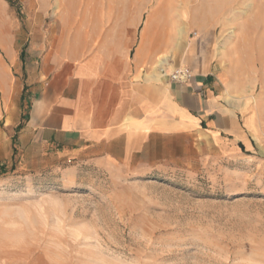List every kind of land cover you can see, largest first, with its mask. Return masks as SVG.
<instances>
[{
	"label": "rangeland",
	"instance_id": "1",
	"mask_svg": "<svg viewBox=\"0 0 264 264\" xmlns=\"http://www.w3.org/2000/svg\"><path fill=\"white\" fill-rule=\"evenodd\" d=\"M201 1L0 0V264H264V153L196 144L160 150L142 170L104 169L18 144L30 101L19 99L23 64L30 41L45 35L64 37L38 46L84 53L111 36L113 53L131 63L141 45L143 68L161 70L167 58L161 73L170 74L189 68L190 42H223L232 30L237 84L257 95L264 0H217L208 10Z\"/></svg>",
	"mask_w": 264,
	"mask_h": 264
},
{
	"label": "crops",
	"instance_id": "2",
	"mask_svg": "<svg viewBox=\"0 0 264 264\" xmlns=\"http://www.w3.org/2000/svg\"><path fill=\"white\" fill-rule=\"evenodd\" d=\"M216 1L203 0L199 7L211 9ZM233 35L231 30L223 42L211 37L190 42L185 62L191 75L185 81L173 80L163 69L143 68L141 45L132 63L125 53H113L111 36L85 53L78 44H36L57 43L64 36L30 41L19 97L27 94L30 101L19 147L54 150L56 156L104 169L133 164L142 170L159 161L160 150H191L196 144L263 154L264 66L257 95L239 86ZM7 89L8 82L2 90L9 106Z\"/></svg>",
	"mask_w": 264,
	"mask_h": 264
},
{
	"label": "built area",
	"instance_id": "3",
	"mask_svg": "<svg viewBox=\"0 0 264 264\" xmlns=\"http://www.w3.org/2000/svg\"><path fill=\"white\" fill-rule=\"evenodd\" d=\"M169 75L173 80L185 81L190 77L191 72H190L189 68H181L178 71L171 72Z\"/></svg>",
	"mask_w": 264,
	"mask_h": 264
},
{
	"label": "bare ground",
	"instance_id": "4",
	"mask_svg": "<svg viewBox=\"0 0 264 264\" xmlns=\"http://www.w3.org/2000/svg\"><path fill=\"white\" fill-rule=\"evenodd\" d=\"M58 1V4L60 5L61 3H63V4H65V3H67V1L68 0H57ZM74 27V26H73ZM184 45V44H183ZM160 62V68L161 69H165L167 66H169V65H167L168 63H167V58L166 59H164V60H160L159 61ZM170 67V66H169ZM181 68V67H180ZM178 70H180V69H178ZM178 70H176V71H178Z\"/></svg>",
	"mask_w": 264,
	"mask_h": 264
},
{
	"label": "trees",
	"instance_id": "5",
	"mask_svg": "<svg viewBox=\"0 0 264 264\" xmlns=\"http://www.w3.org/2000/svg\"><path fill=\"white\" fill-rule=\"evenodd\" d=\"M10 4L11 5H14V3H11L10 2ZM20 56H22V53L20 54ZM21 126H22V124L20 123L18 126H17V130H20V128H21ZM15 140H16V136H13V138H12V143L14 144V142H15ZM15 148H13V154L15 153ZM4 166H0V171H4Z\"/></svg>",
	"mask_w": 264,
	"mask_h": 264
}]
</instances>
